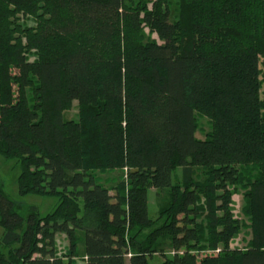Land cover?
<instances>
[{
    "label": "trees",
    "instance_id": "16d2710c",
    "mask_svg": "<svg viewBox=\"0 0 264 264\" xmlns=\"http://www.w3.org/2000/svg\"><path fill=\"white\" fill-rule=\"evenodd\" d=\"M0 155V264H264V0H0Z\"/></svg>",
    "mask_w": 264,
    "mask_h": 264
},
{
    "label": "rangeland",
    "instance_id": "374dc122",
    "mask_svg": "<svg viewBox=\"0 0 264 264\" xmlns=\"http://www.w3.org/2000/svg\"><path fill=\"white\" fill-rule=\"evenodd\" d=\"M27 22L28 24H32L31 20H27ZM64 117L69 118V119L77 117L76 102H73L71 108L64 112ZM196 117H197L196 136L199 138H203L206 132L210 129L209 121L204 116L197 115ZM19 172H20L19 166L18 164H16L14 159L6 160L0 155V180L3 184V188L7 196L10 197L12 200L20 204H23L25 206H30V205L35 206L38 212L40 213V215H45L46 213L51 211V209L56 203L55 198L45 197V196H40V195H35V194H29V195H24V196L19 195L18 184H17V178H18ZM178 172L179 170H177V173ZM115 175H116V172L114 171L112 173L104 174L102 177H112ZM154 194H155V191L153 188L148 189L147 204H148V214L150 217H153L157 211V205H156ZM242 204H243L242 194L239 192L233 194L232 201H231L233 213L238 219L245 220L243 219V216L240 212ZM2 231L3 229L0 226V235ZM248 237H249V230L243 227L239 235L231 241V245L236 246V247H243L245 246V243ZM55 240H56L55 246H56L57 253L59 254L63 253L68 244L65 235L62 233H58L56 235ZM199 255L201 256V253H199L198 256ZM75 263L83 264L82 260L80 259H75Z\"/></svg>",
    "mask_w": 264,
    "mask_h": 264
}]
</instances>
